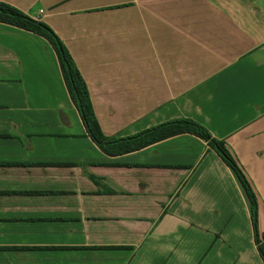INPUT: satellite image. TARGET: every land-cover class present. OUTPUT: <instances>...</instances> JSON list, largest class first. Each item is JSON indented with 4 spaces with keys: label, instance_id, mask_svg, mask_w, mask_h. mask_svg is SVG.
I'll return each instance as SVG.
<instances>
[{
    "label": "crops",
    "instance_id": "1",
    "mask_svg": "<svg viewBox=\"0 0 264 264\" xmlns=\"http://www.w3.org/2000/svg\"><path fill=\"white\" fill-rule=\"evenodd\" d=\"M0 2L61 39L106 136L188 118L224 140L264 235V0ZM253 235L205 142L106 155L48 42L0 23V264H263Z\"/></svg>",
    "mask_w": 264,
    "mask_h": 264
},
{
    "label": "trees",
    "instance_id": "2",
    "mask_svg": "<svg viewBox=\"0 0 264 264\" xmlns=\"http://www.w3.org/2000/svg\"><path fill=\"white\" fill-rule=\"evenodd\" d=\"M0 23L31 32L48 42L57 57L65 87L79 114L85 135L106 155L115 157L128 154L182 134L193 135L205 142L207 147L232 171L245 195L250 211L254 244L264 264V235L259 232L258 199L243 169L224 140L213 138L205 127L188 118L166 121L127 137L106 136L96 119L86 83L69 51L54 31L43 21L31 18L4 2H0Z\"/></svg>",
    "mask_w": 264,
    "mask_h": 264
},
{
    "label": "rangeland",
    "instance_id": "3",
    "mask_svg": "<svg viewBox=\"0 0 264 264\" xmlns=\"http://www.w3.org/2000/svg\"><path fill=\"white\" fill-rule=\"evenodd\" d=\"M119 84V82L117 81V85Z\"/></svg>",
    "mask_w": 264,
    "mask_h": 264
}]
</instances>
